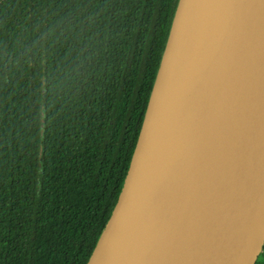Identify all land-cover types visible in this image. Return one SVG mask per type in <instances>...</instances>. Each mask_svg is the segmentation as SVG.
I'll list each match as a JSON object with an SVG mask.
<instances>
[{
  "label": "trees",
  "instance_id": "16d2710c",
  "mask_svg": "<svg viewBox=\"0 0 264 264\" xmlns=\"http://www.w3.org/2000/svg\"><path fill=\"white\" fill-rule=\"evenodd\" d=\"M178 3L0 0V264H88Z\"/></svg>",
  "mask_w": 264,
  "mask_h": 264
},
{
  "label": "water",
  "instance_id": "95a60500",
  "mask_svg": "<svg viewBox=\"0 0 264 264\" xmlns=\"http://www.w3.org/2000/svg\"><path fill=\"white\" fill-rule=\"evenodd\" d=\"M263 250L264 0H179L88 264H257Z\"/></svg>",
  "mask_w": 264,
  "mask_h": 264
},
{
  "label": "snow or ice",
  "instance_id": "6c2138e0",
  "mask_svg": "<svg viewBox=\"0 0 264 264\" xmlns=\"http://www.w3.org/2000/svg\"><path fill=\"white\" fill-rule=\"evenodd\" d=\"M197 7H202V6H200V5H188V8L189 9L197 8Z\"/></svg>",
  "mask_w": 264,
  "mask_h": 264
}]
</instances>
